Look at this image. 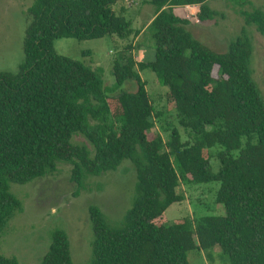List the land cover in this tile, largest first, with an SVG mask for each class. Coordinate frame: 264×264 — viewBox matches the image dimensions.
Masks as SVG:
<instances>
[{"label":"trees","instance_id":"1","mask_svg":"<svg viewBox=\"0 0 264 264\" xmlns=\"http://www.w3.org/2000/svg\"><path fill=\"white\" fill-rule=\"evenodd\" d=\"M123 1L129 0H35L29 8L25 59L17 72H0V237L22 209L11 184L45 178L65 163L79 190L88 177L129 160L136 196L122 223L113 227L99 207H89V264H189L188 253L215 248L228 264H264V95L246 28L226 52H215L186 29L217 17L212 0H149L154 17L145 33L154 59L139 61L135 44L127 46L110 89L102 65L61 57L54 43L135 42L142 31L127 15L132 4L114 10ZM236 1L251 7L240 11L246 27L264 36V11ZM146 70L168 88L164 108L155 106L140 75ZM129 81L138 89H122ZM167 114L179 128L168 124L158 132ZM79 135L93 152L74 144ZM208 184L220 185L214 204L222 214L168 219V208L185 200L183 185ZM51 238L40 264H74L66 232L55 230ZM0 264L18 261L0 255Z\"/></svg>","mask_w":264,"mask_h":264},{"label":"rangeland","instance_id":"2","mask_svg":"<svg viewBox=\"0 0 264 264\" xmlns=\"http://www.w3.org/2000/svg\"><path fill=\"white\" fill-rule=\"evenodd\" d=\"M34 1L0 0V72H17L25 59L24 40L32 22L28 11ZM132 1H138L141 12L135 8V2ZM146 1L148 0L119 2L114 10L119 13L123 5L132 4L134 7L127 15L132 18L140 13L139 27L144 29L153 17V10L149 11L145 5ZM249 1L264 11V0ZM242 3H237L236 0H212L209 6L218 12L217 17L210 22L194 21L186 29L213 51L226 52L230 43L246 28L254 49L252 63L254 78L264 95V36L258 33L255 27H246L240 11H250L251 7ZM134 44L136 49L132 54L136 59L142 62L154 59V42L149 31L141 37L139 43H135L134 40H113L109 37L82 42L64 38L55 41L54 49L61 57L93 67L102 65L105 83L112 89L115 85L112 74L114 63L127 46ZM84 54L89 56L85 57ZM140 75L147 82L155 106L164 108L168 88L159 84L155 74L150 70L143 71ZM122 89L133 91L137 90L138 86L136 82L129 81ZM168 124L170 128H179L174 115L167 114L157 124V131ZM73 142L76 145H84L93 152V147L82 135L74 137ZM71 172L72 166L63 163L59 164L54 174L45 178L25 185L11 184L10 191L22 202V209L12 218L0 237L1 256L16 258L18 264H40L48 252L53 231L63 230L70 241L73 263L89 264L93 257L94 241L89 207L91 205L99 207L111 226H119L136 196V172L132 163L125 160L114 172L105 173L100 177H88L84 181V187L79 190L71 180ZM219 187V184L183 185L180 191L185 195V200L168 208L166 212L168 219L173 221L183 217L222 214V209L214 204L215 192ZM188 262L228 264L227 258L219 248L201 253L190 252Z\"/></svg>","mask_w":264,"mask_h":264},{"label":"crops","instance_id":"3","mask_svg":"<svg viewBox=\"0 0 264 264\" xmlns=\"http://www.w3.org/2000/svg\"><path fill=\"white\" fill-rule=\"evenodd\" d=\"M148 1H149V0H148ZM148 1L145 2V5H146V7L149 9V11L153 10V17H154V8L148 3ZM134 2H135V4H134L135 8H137L138 10H140V9H139L138 1H134ZM125 6H126V5H123V7H121V10L125 9ZM134 6L131 5L130 8L132 9ZM140 12H141V10H140ZM139 15H140V13H138L137 15H135V17L133 18L134 28H135V29H138V30L141 29V31H142L141 34L139 35V37L136 39L135 43H137V42L139 43L141 37L144 36V34H145V28L142 29V28L139 27V24H140V22H139ZM153 17H152V19L149 21L148 25H149V24L151 23V21L153 20ZM148 25H147V26H148ZM147 26H146V27H147ZM135 46H136V44H135Z\"/></svg>","mask_w":264,"mask_h":264}]
</instances>
